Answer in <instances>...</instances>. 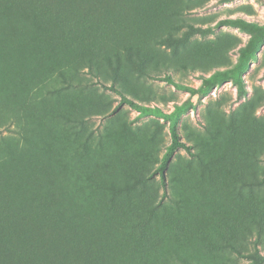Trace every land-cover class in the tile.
<instances>
[{
  "label": "trees",
  "instance_id": "16d2710c",
  "mask_svg": "<svg viewBox=\"0 0 264 264\" xmlns=\"http://www.w3.org/2000/svg\"><path fill=\"white\" fill-rule=\"evenodd\" d=\"M204 4L0 0V264H264L257 107L209 110L201 133L179 125L186 105L166 113L172 96L148 84L202 100L233 80L246 96L264 25L217 23L250 35L221 70V55L195 40L213 30L189 17ZM196 72L197 88L174 76ZM124 105L169 122L170 144Z\"/></svg>",
  "mask_w": 264,
  "mask_h": 264
},
{
  "label": "rangeland",
  "instance_id": "374dc122",
  "mask_svg": "<svg viewBox=\"0 0 264 264\" xmlns=\"http://www.w3.org/2000/svg\"><path fill=\"white\" fill-rule=\"evenodd\" d=\"M189 17L200 19L201 25L210 27L213 34L207 38H197L199 43L210 47L213 53L220 54V61L222 65L221 70L230 69L235 66L238 60V51L249 40L250 35L242 32L239 28L229 26L217 27V23L227 18H241L249 22L264 25V0H235L234 2H223L221 0H205V4L192 11ZM210 70L208 74L214 73ZM203 73H189L188 75L174 74L176 80H181L184 84L199 87ZM244 83L246 89V96H238V87L233 80H227L222 85L212 88L210 94L199 100L190 99V93L180 91L169 85L165 81H149L148 84L158 92L165 96H172L174 100L168 104H162L161 107L166 113H172L175 104L186 105L187 111L182 115L181 126L187 124L191 128L205 132L204 127L209 110L218 109L226 118L239 110L252 111V106H256L254 116L257 120L264 122V43L256 54V58L251 61L249 69L244 73ZM114 98V107L118 106L119 98L112 92L106 91ZM122 110L129 115L134 126H141L145 123H152L157 121L159 126L163 128V138L165 144H170L169 122L157 117H143L139 118V112L124 105ZM95 127L101 128L105 120L95 118L92 120ZM4 134H7L4 132ZM181 155L189 157L182 149L178 151ZM165 153V149L160 151V157ZM261 166L264 168V156L261 158ZM264 255V250L262 251ZM236 264H252L248 260H238Z\"/></svg>",
  "mask_w": 264,
  "mask_h": 264
}]
</instances>
